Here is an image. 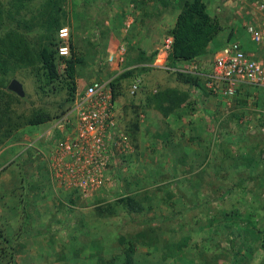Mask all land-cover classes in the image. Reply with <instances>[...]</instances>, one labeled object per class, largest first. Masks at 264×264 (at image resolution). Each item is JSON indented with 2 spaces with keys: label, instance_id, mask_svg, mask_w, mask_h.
Instances as JSON below:
<instances>
[{
  "label": "rangeland",
  "instance_id": "374dc122",
  "mask_svg": "<svg viewBox=\"0 0 264 264\" xmlns=\"http://www.w3.org/2000/svg\"><path fill=\"white\" fill-rule=\"evenodd\" d=\"M183 1L24 0L18 21L6 20L19 26L33 57L0 64V103L13 78L25 91L23 97L12 91L19 97L12 119L34 110L60 115L71 104L72 86L81 90L111 77L129 145L128 153L110 159L101 186L82 192L53 180L43 156L25 148L38 138L47 149L60 137L49 131L59 117L8 137L0 131V264H121V237L135 243V264H264V94L223 98L195 85L191 74L154 65ZM203 1L221 25L199 61L207 69L220 47L248 39L243 22L250 0ZM56 21L53 29L70 32L67 58H82L73 82L58 58V76L46 83L36 58L53 40L49 28ZM166 87L188 97L163 116L147 100ZM124 195L139 200L143 211L116 204Z\"/></svg>",
  "mask_w": 264,
  "mask_h": 264
},
{
  "label": "built area",
  "instance_id": "2783aa9c",
  "mask_svg": "<svg viewBox=\"0 0 264 264\" xmlns=\"http://www.w3.org/2000/svg\"><path fill=\"white\" fill-rule=\"evenodd\" d=\"M249 7L250 15L243 26L253 51L234 39L216 51L207 69L195 58L168 66L167 54L173 42V36L169 34L154 65L199 77L208 93L223 98L231 99L247 86L264 88V0H250ZM69 36L67 27L58 29L60 44L57 51L60 57L70 54ZM124 54L125 47L120 45L119 61L124 60ZM138 84V79H135L132 92ZM50 130L56 135L59 132L60 137L48 144L47 149L38 138L29 141L25 148H32L43 156L53 180L82 192L100 187L110 159L116 160L128 153L129 141L119 127L111 77L92 80L83 89H77L70 107L51 123Z\"/></svg>",
  "mask_w": 264,
  "mask_h": 264
},
{
  "label": "trees",
  "instance_id": "16d2710c",
  "mask_svg": "<svg viewBox=\"0 0 264 264\" xmlns=\"http://www.w3.org/2000/svg\"><path fill=\"white\" fill-rule=\"evenodd\" d=\"M27 1V0H25ZM24 0H0V64L4 59H26V61H33L30 47L26 43V38L23 32L19 29V26L12 28L6 23L8 18L18 21V14L22 8ZM163 3H166L165 1ZM13 12L17 13L15 15ZM58 21V20H57ZM49 28L50 33L53 34V40L47 45L43 46L37 53L36 58L40 60V69L45 77L46 83L50 82L53 78L58 76L56 59L63 58L65 61L64 71L66 76L73 82L75 64L82 61L81 57L70 56L69 58L60 57L58 55L57 47L60 44V40L57 35V28L54 26L60 25L58 22ZM57 29V30H56ZM221 25L216 18H213L207 10V5L203 0H184L181 10L178 12L174 25L170 29V33L173 36V42L171 49L167 54V65L174 66L179 61H186L194 59L197 56L203 54L208 45L212 42L214 37L220 32ZM56 31V32H55ZM156 54V51L152 53V57ZM152 57L150 60H152ZM129 72V71H127ZM178 74H184L176 72ZM195 85L204 89L201 78L195 77ZM201 80V82H200ZM114 87V83L112 82ZM75 86L71 87L69 100L73 101ZM8 99L0 103V131L3 137H8L10 133L17 128L24 125H38L41 123L49 122L54 118L60 117L70 107H66L62 110L60 115L51 117L48 113L41 110H34L29 115H20L16 120L12 119L13 114L11 104L19 99L12 91L7 94ZM114 98L117 96L115 90H113ZM188 94L175 87H166L164 89H158L148 96L147 104L152 105L159 110L163 116H168L169 113L175 109L181 107L186 103ZM139 130V123L134 121L131 124V131L135 134ZM116 204H120L131 212H142L144 207L142 203L129 195H124L116 199ZM109 206V205H106ZM99 210H102L103 205H97ZM225 218V217H224ZM226 219L230 218L226 216ZM240 235L242 233H239ZM119 244L123 246L121 252L123 258L121 264H135L134 255L136 246L135 243L125 242V239L121 237Z\"/></svg>",
  "mask_w": 264,
  "mask_h": 264
},
{
  "label": "crops",
  "instance_id": "0c3cea01",
  "mask_svg": "<svg viewBox=\"0 0 264 264\" xmlns=\"http://www.w3.org/2000/svg\"><path fill=\"white\" fill-rule=\"evenodd\" d=\"M136 1H139V0H136ZM176 19V18H175ZM132 20V19H131ZM130 20V21H131ZM174 22H175V20H174ZM174 22H173V25H174ZM131 23H132V21L130 22V23H125L124 22V24H125V28H127L128 26H130L131 25ZM172 25V26H173ZM127 26V27H126ZM163 26V25H162ZM125 30V29H124ZM241 40V42L243 43V45L247 48V49H249L250 51H253L254 50V47H253V45L249 42V40L248 39H243V38H239V41ZM123 45V44H122ZM158 44H156V46H157ZM124 46V45H123ZM125 47V46H124ZM223 47V46H222ZM221 48V47H220ZM219 48V49H220ZM218 49V50H219ZM218 50H216V51H218ZM204 56L201 54V55H199V56H197L195 59L196 60H198V62L199 61H201L202 59H204L203 58ZM203 65L205 66L206 65V63L204 64L203 63ZM199 93V92H198ZM197 93V94H198ZM245 93V95H246V93H253V95L252 94H250V95H252V96H250L249 98H254V99H258V97L260 98V97H262V93L264 94V88H261V87H259V88H254V87H249V86H247V87H243L242 89H241V91L240 92H238L237 93V96L238 95H240V96H242L243 94ZM239 96V97H240ZM249 98H248V100H249Z\"/></svg>",
  "mask_w": 264,
  "mask_h": 264
},
{
  "label": "water",
  "instance_id": "95a60500",
  "mask_svg": "<svg viewBox=\"0 0 264 264\" xmlns=\"http://www.w3.org/2000/svg\"><path fill=\"white\" fill-rule=\"evenodd\" d=\"M8 89L15 92L20 97H23L25 94L22 83L18 79H11L8 84Z\"/></svg>",
  "mask_w": 264,
  "mask_h": 264
}]
</instances>
